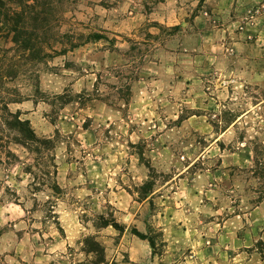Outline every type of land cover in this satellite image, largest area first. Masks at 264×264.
I'll use <instances>...</instances> for the list:
<instances>
[{
  "label": "rangeland",
  "instance_id": "rangeland-1",
  "mask_svg": "<svg viewBox=\"0 0 264 264\" xmlns=\"http://www.w3.org/2000/svg\"><path fill=\"white\" fill-rule=\"evenodd\" d=\"M57 5V53L6 84L53 148L0 147V264H87L88 236L103 264H264V0Z\"/></svg>",
  "mask_w": 264,
  "mask_h": 264
},
{
  "label": "trees",
  "instance_id": "trees-1",
  "mask_svg": "<svg viewBox=\"0 0 264 264\" xmlns=\"http://www.w3.org/2000/svg\"><path fill=\"white\" fill-rule=\"evenodd\" d=\"M57 4H60V0H0V43L3 40L4 43H11L10 47L0 53V147L4 143L13 142L29 152H39L40 145L46 149L53 148L52 139L38 138L29 121L21 119L20 112L9 109L10 104L21 102L24 96L16 88H6V84L15 80L20 73L27 75L28 69L42 63L43 59L52 57V53H57L51 50L50 44L44 43L53 31V22L59 13ZM92 37L101 38L98 34H93ZM11 52L13 55L9 56ZM22 67L28 69L23 70ZM253 153L254 168L264 166V161L258 160L255 148ZM51 189L55 191L59 188L54 184ZM150 189V182L143 184L140 195L147 197ZM260 193L255 205L264 199V191ZM97 221L95 228L112 227L119 233L124 230L113 216L108 219L99 215ZM131 233L141 240H147L150 247L155 249L156 244L151 237L136 228H132ZM82 244L84 254L89 257L87 264L104 263V246L94 236L84 238Z\"/></svg>",
  "mask_w": 264,
  "mask_h": 264
},
{
  "label": "crops",
  "instance_id": "crops-1",
  "mask_svg": "<svg viewBox=\"0 0 264 264\" xmlns=\"http://www.w3.org/2000/svg\"><path fill=\"white\" fill-rule=\"evenodd\" d=\"M264 209V199L259 203V205H257L251 212H250V216L252 219L256 220V219H261L260 216L262 214V211ZM109 227L107 228H104L102 230H105V229H108ZM140 242H144L142 240H140Z\"/></svg>",
  "mask_w": 264,
  "mask_h": 264
}]
</instances>
